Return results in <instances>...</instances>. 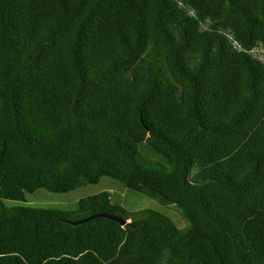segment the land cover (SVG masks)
Wrapping results in <instances>:
<instances>
[{"label":"trees","instance_id":"16d2710c","mask_svg":"<svg viewBox=\"0 0 264 264\" xmlns=\"http://www.w3.org/2000/svg\"><path fill=\"white\" fill-rule=\"evenodd\" d=\"M0 264H264V0H0Z\"/></svg>","mask_w":264,"mask_h":264},{"label":"rangeland","instance_id":"374dc122","mask_svg":"<svg viewBox=\"0 0 264 264\" xmlns=\"http://www.w3.org/2000/svg\"><path fill=\"white\" fill-rule=\"evenodd\" d=\"M104 189L114 194L117 191L119 203L129 210L152 208L166 214L177 226H184L186 224L177 206L173 204H164V209H162L161 204L155 198L126 188L122 186L119 181L108 176H101L95 183L83 184L67 192H52L45 188H38L32 193H26L24 201L2 199V202L6 206L19 205L38 208H74V202L79 197L96 193Z\"/></svg>","mask_w":264,"mask_h":264},{"label":"water","instance_id":"95a60500","mask_svg":"<svg viewBox=\"0 0 264 264\" xmlns=\"http://www.w3.org/2000/svg\"><path fill=\"white\" fill-rule=\"evenodd\" d=\"M97 216H105L107 218H110V219H113L115 221H118L120 224H124L125 223V221L123 219H121L120 217L112 215V214H107V213H104V212H99V213H95V214H91V215L85 216V217L80 218V219L67 220V221L69 223H71V224H77V223H80V222H85V221H87L89 219H92L94 217H97Z\"/></svg>","mask_w":264,"mask_h":264}]
</instances>
